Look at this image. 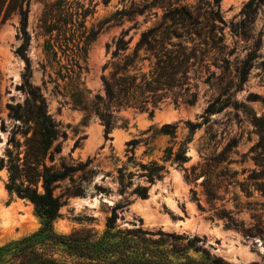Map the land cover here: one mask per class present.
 <instances>
[{"label": "rangeland", "instance_id": "obj_1", "mask_svg": "<svg viewBox=\"0 0 264 264\" xmlns=\"http://www.w3.org/2000/svg\"><path fill=\"white\" fill-rule=\"evenodd\" d=\"M50 1H28L29 44L25 53L30 64L29 83L39 88L46 111L60 133L54 142L60 147L54 163L58 165L62 160L77 167L70 178L55 183V195L74 194L62 197L65 203L53 223L54 230L71 234L92 229L100 235L111 208L126 204L121 213L117 210L116 229L145 232L137 235L160 241L163 248L184 250L195 260L207 257L229 264L263 262L264 198L257 194L246 198L233 181L245 177L240 169L252 167L247 159L240 161L256 139L240 105L250 107L258 115L264 111V0H252L246 16L241 10L250 0H220L223 42L230 53L227 71L211 66L214 77L208 83L204 77L196 82V101L192 106L175 107L166 102L151 115L120 111L107 137L95 117L83 119V112L74 107L75 83L66 78L64 70L70 52L59 46L62 40L51 41L52 49L47 46L49 37L38 20L43 5ZM68 1L75 10L91 5L94 12L86 17L85 26L87 30L100 28L78 61V82L88 102L95 94L103 96L101 76L109 71L112 42L127 30L124 39L131 38L132 47L141 31L160 20L163 4L158 0H109L107 4L103 0ZM18 27L19 17L14 12L0 23V121L4 126V130L0 129V156L15 123L7 117L6 104L22 103L25 99L19 89L24 63L14 53L21 43ZM72 29L64 37L68 48L70 35L80 32L76 26ZM243 66L248 69L246 81L230 97L235 108L226 105L228 96L222 92L229 81L236 82L235 76ZM210 103L215 105V112L205 115ZM185 122L201 125L186 145L187 160L178 164L164 157L167 149L173 147L175 151L186 137ZM164 124L176 126L174 138L158 134ZM131 140L136 144L129 150L126 143ZM151 161L163 166L164 172L161 179L150 184L141 165ZM232 171L238 172L233 179ZM7 178L6 169H1L0 245L39 227L32 204L6 191ZM137 187H148L145 199L133 193ZM209 191L212 197L207 196Z\"/></svg>", "mask_w": 264, "mask_h": 264}, {"label": "trees", "instance_id": "obj_2", "mask_svg": "<svg viewBox=\"0 0 264 264\" xmlns=\"http://www.w3.org/2000/svg\"><path fill=\"white\" fill-rule=\"evenodd\" d=\"M28 1L0 0V23L12 12L19 17L21 43L14 53L24 63L19 89L25 95L22 103L6 104L7 117L15 123L0 156V170L4 168L7 171L6 191L32 204L39 227L0 245V264H229L207 257L195 260L184 250L163 248L164 243L140 236L145 232L116 229L117 216L126 204L111 208L100 235L92 229H81L71 234H59L54 230L53 223L60 216L59 210L65 203L62 197L74 194L55 195V183L70 178L77 167L67 165L62 160L58 165L54 163L55 155L60 152L59 144L54 142L60 133L46 111V102L39 88L29 83L30 64L25 53L29 44ZM189 1L158 0L163 4L160 20L141 31L132 47H129L131 38L124 39L127 30L116 38L112 42L108 74L101 76L103 96L95 94L88 102L83 96L85 90L80 88L81 83L78 82V61L100 31V28L87 30L85 26L86 17L94 12L93 7L88 5L75 10L68 0H52L43 5L38 22L49 37L47 46L52 49L51 41L57 43L62 40L64 45L59 46L70 52L64 70L66 78L75 83L74 107L83 112V119L95 117L102 125L105 137L114 127L116 114L120 111L133 110L151 115L154 109L166 102L175 107L192 106L196 101V82L204 77V82L208 83L214 77L210 67L221 69L224 73L227 71V55L230 53L223 42L224 21L219 11L220 0ZM103 2L107 4L109 0ZM251 4L252 0L248 1L241 14L246 16ZM79 19L80 22H77ZM75 26L80 32L70 35L68 48L64 37ZM247 74L248 69L243 66L235 76L236 82L229 81L223 89L222 94L228 96L226 105L231 104L236 108V103H231L230 97L240 90ZM240 110L256 139L241 155L244 159L240 161L243 163L247 159L252 167L240 169V174L245 177L241 181L235 179L233 184L246 198L253 194L264 198V111L258 115L246 105H240ZM213 112L215 105L210 103L204 114ZM200 125L185 122L186 137L177 144L175 151L173 147L167 149L164 158H172L178 164L185 162L186 145ZM122 126H125L124 123ZM0 129L4 130L1 121ZM175 132V125L164 124L158 134L174 138ZM135 144L134 140L126 143L129 150ZM141 167L146 169L150 184L161 179L164 172V167L153 161ZM237 175V171H232L230 178ZM147 191L148 187H137L133 193L145 199ZM211 192L207 196L212 197ZM249 264H264V261Z\"/></svg>", "mask_w": 264, "mask_h": 264}]
</instances>
